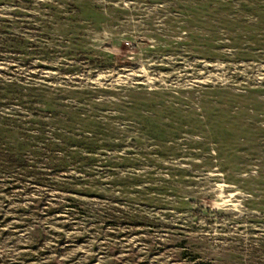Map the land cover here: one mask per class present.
<instances>
[{
  "label": "rangeland",
  "instance_id": "obj_1",
  "mask_svg": "<svg viewBox=\"0 0 264 264\" xmlns=\"http://www.w3.org/2000/svg\"><path fill=\"white\" fill-rule=\"evenodd\" d=\"M8 81L96 139L0 165V264H264V0H0Z\"/></svg>",
  "mask_w": 264,
  "mask_h": 264
},
{
  "label": "trees",
  "instance_id": "obj_2",
  "mask_svg": "<svg viewBox=\"0 0 264 264\" xmlns=\"http://www.w3.org/2000/svg\"><path fill=\"white\" fill-rule=\"evenodd\" d=\"M7 36L3 38V45H8L13 50H20L16 37H21L7 31ZM34 85L23 86L20 82H4L0 85V100L4 96L21 104L25 113L22 118L18 113L12 112L0 115V165L5 169H16L21 176L29 175L35 180H41L43 168L56 170L63 167L69 155L68 140L79 141L89 145V151L85 155L91 156L93 142L96 137L77 135L72 132H60V137H45V130L42 126L41 101ZM16 103V102H15ZM17 104V103H16ZM20 106V105H19ZM55 133V130L54 132ZM57 133H55L56 135ZM81 137V138H80ZM76 154L74 150H70ZM43 164L45 167H41Z\"/></svg>",
  "mask_w": 264,
  "mask_h": 264
}]
</instances>
